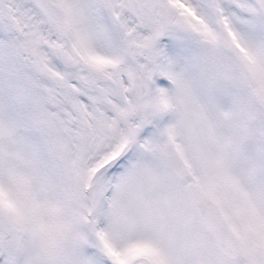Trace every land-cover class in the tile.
Returning a JSON list of instances; mask_svg holds the SVG:
<instances>
[{"label":"snow or ice","instance_id":"1","mask_svg":"<svg viewBox=\"0 0 264 264\" xmlns=\"http://www.w3.org/2000/svg\"><path fill=\"white\" fill-rule=\"evenodd\" d=\"M0 264H264V0H0Z\"/></svg>","mask_w":264,"mask_h":264}]
</instances>
